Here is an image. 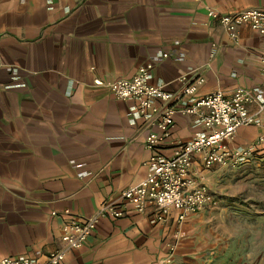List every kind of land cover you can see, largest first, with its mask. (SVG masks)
<instances>
[{"label":"crops","instance_id":"0c3cea01","mask_svg":"<svg viewBox=\"0 0 264 264\" xmlns=\"http://www.w3.org/2000/svg\"><path fill=\"white\" fill-rule=\"evenodd\" d=\"M208 10L264 11V0H0V258L44 263L65 247L71 217L119 204L145 177L146 137L160 130L96 79H130L151 62L148 83L175 94L182 75L187 85L202 76L193 95L168 104L177 110L171 137L181 142L203 130L199 115L180 113L195 99L237 88L261 94L264 34L242 24L235 41ZM259 106L248 109L264 123ZM260 131L240 127L229 146H254ZM159 151L169 156L172 147ZM220 170L193 163L196 177ZM199 213L178 223L173 212L158 224L152 207H129L121 218H101L63 264H161L175 243L174 264H193L186 243Z\"/></svg>","mask_w":264,"mask_h":264},{"label":"built area","instance_id":"2783aa9c","mask_svg":"<svg viewBox=\"0 0 264 264\" xmlns=\"http://www.w3.org/2000/svg\"><path fill=\"white\" fill-rule=\"evenodd\" d=\"M207 15L218 21L235 41L238 39L236 27L242 24L264 34L263 10H245L224 15L208 10ZM162 57L166 58L168 54L164 53ZM152 69L153 63L147 62L130 79L94 81L95 85L107 87L117 99L134 100L136 106L133 111L141 115L148 124L155 123L158 126V133H151L146 137V147L151 155L147 161L148 171L145 177L121 193L119 204L103 203L94 216L84 220L71 217L63 226L65 247L48 253L44 263L28 256L3 257L0 258V264H63L67 251L81 248L101 218H121L129 207L140 213L152 207L155 210L153 221L158 224L165 223L176 212V221L181 223L188 215L216 203L204 183V177H196L194 174L195 160L198 159L202 169L206 171L214 167L239 168L248 162L256 146L264 148V123L257 114L250 113L248 109L250 104L259 101L258 112L263 110L264 89L258 96L250 90L237 88L230 97L216 91L195 99L190 106L180 110V113L199 115L203 130L194 134L188 142H181L171 137L170 129L177 110L168 104L193 95L204 83V78L199 75L193 84L187 85V78L182 75L180 81L185 85L179 93L171 94L163 89V85L148 83ZM262 76L264 83V59ZM156 101H161L162 105L156 106ZM252 124L261 129L256 145L245 148L230 147L229 142L234 139L237 130ZM161 144L172 147L169 156L160 153ZM175 247L176 243L170 245V255L161 264H174Z\"/></svg>","mask_w":264,"mask_h":264},{"label":"rangeland","instance_id":"374dc122","mask_svg":"<svg viewBox=\"0 0 264 264\" xmlns=\"http://www.w3.org/2000/svg\"><path fill=\"white\" fill-rule=\"evenodd\" d=\"M259 152L204 179L216 203L199 211L189 230L193 264H264V148Z\"/></svg>","mask_w":264,"mask_h":264}]
</instances>
